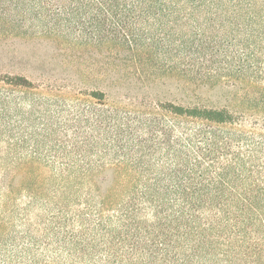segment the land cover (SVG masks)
Instances as JSON below:
<instances>
[{"label":"trees","instance_id":"obj_1","mask_svg":"<svg viewBox=\"0 0 264 264\" xmlns=\"http://www.w3.org/2000/svg\"><path fill=\"white\" fill-rule=\"evenodd\" d=\"M40 25L126 49L135 73L172 55L184 89L223 92L127 121L76 105L52 138L15 131L8 89H39L0 74V159L55 227L99 264H264V0H0V33ZM116 90L76 100L106 106Z\"/></svg>","mask_w":264,"mask_h":264},{"label":"rangeland","instance_id":"obj_2","mask_svg":"<svg viewBox=\"0 0 264 264\" xmlns=\"http://www.w3.org/2000/svg\"><path fill=\"white\" fill-rule=\"evenodd\" d=\"M81 30L65 28L57 35L40 25L0 33V74L24 75L39 89H8L19 98L15 111L18 134H26L29 128L39 136L55 137L76 105L109 117L118 113L127 121L157 113L159 101L193 100L210 105L223 96L216 87L184 89L174 69L170 71L175 65L172 55L155 58L144 71L135 73L125 61L130 52L102 46ZM102 89H117L122 95L106 106L85 95L76 100L77 90ZM19 184L6 159H0V264H99L94 249H83L82 242L71 237L70 225L55 227L53 211L44 203L47 199L21 190Z\"/></svg>","mask_w":264,"mask_h":264}]
</instances>
